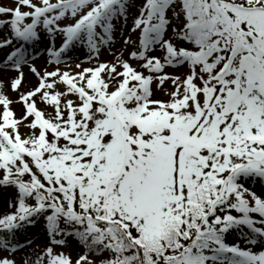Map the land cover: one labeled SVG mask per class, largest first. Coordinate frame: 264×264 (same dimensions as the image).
<instances>
[{"label": "snow or ice", "instance_id": "obj_1", "mask_svg": "<svg viewBox=\"0 0 264 264\" xmlns=\"http://www.w3.org/2000/svg\"><path fill=\"white\" fill-rule=\"evenodd\" d=\"M130 7L0 3V50L10 49L0 66L16 71L19 94L0 80V188L11 190L0 249L30 243L13 238L43 218L34 264H264L253 250L264 248V191L248 186L264 188V0H142L124 59L110 46ZM36 43L57 67L31 65L39 82L21 92ZM77 46L88 55L73 71ZM69 237L83 249L75 259L54 250Z\"/></svg>", "mask_w": 264, "mask_h": 264}, {"label": "rangeland", "instance_id": "obj_2", "mask_svg": "<svg viewBox=\"0 0 264 264\" xmlns=\"http://www.w3.org/2000/svg\"><path fill=\"white\" fill-rule=\"evenodd\" d=\"M15 0H0V3H3L7 6H14ZM142 3V0H130V4L132 7L129 8L128 10V21L126 24L122 25V22L119 21H114L115 24V29H114V41L110 46L111 52H119L123 51V58L124 59H129V53L132 50H135L136 45L133 43H129L125 45L123 43V37L128 36L131 41H136L139 35V30L135 32H129V28L132 25V19L133 16L136 14V7H138ZM3 36H0V39H2ZM10 51V49L6 48L5 50H0V59L3 60L6 56V53ZM29 51L32 54L33 58L29 60L27 64H24L21 66L20 71L23 72L24 78L22 81V85L20 88L21 92H26L28 90H31L33 87H35L38 84V78L37 76L30 71V66L35 65L37 71L41 73V75L44 73L45 70L47 71H52L54 70L57 65L54 63H49V55L44 48L43 43H36L33 44L31 47L29 46ZM78 51V53H77ZM109 48L108 47H102L101 48V55H100V60L101 62L103 61H112L114 59L113 55L109 54ZM39 53V54H37ZM159 54V53H157ZM88 55V50L85 47L82 46H77L74 48L71 52H69L68 56L71 57V59L67 60V64L72 65V70L73 71H78V69H75V64L79 63L81 61H86V57ZM130 63L133 64V66L138 67L139 63L138 61L134 60H129ZM95 61L92 62L94 64ZM83 67H89L92 66L91 64L85 62L82 65ZM61 69H65L66 65L61 64L60 65ZM4 70L10 71L11 73L8 74L7 77H2L0 80L4 82V91L13 101H17L19 99V94L17 92H14L11 90L10 87V79L14 78L17 73L16 71L8 68ZM168 71H175L173 69H168ZM62 87V86H61ZM37 102L39 106L42 109H46L47 111L51 112L52 109L48 108L47 105L41 103L39 101V98H37ZM13 109L17 111V114L19 115L22 112V105L18 103H14L12 105ZM0 111H2V108H0ZM248 186L252 187L253 191H256L257 194H260L261 191H264V188H262L261 182L256 181L254 183H250ZM11 190H5L3 188H0V215L5 214L8 211H11V209L7 208V200L10 198L9 192ZM26 229H30L35 231L34 233H37L36 236L33 238H26L24 239L23 237H18L16 238L14 236L13 242H20L23 243L24 240L30 241V243L26 244L24 247L19 248L17 250L13 251H8L6 249H0V257L7 256L10 259L15 260V264H24L25 260H28V264H34L36 261V257L39 255L40 251L45 247L46 242H47V234L44 226V221L43 218H40L36 220L34 225L27 226L25 227ZM24 228V229H25ZM23 229V230H24ZM22 230V229H21ZM2 234V233H0ZM35 235V234H34ZM234 235V234H233ZM233 235L229 237V240L235 241L236 239L233 238ZM241 244H244L243 241H239ZM54 250L56 251H63L66 254H70L73 259L77 258L78 255L83 254V249L82 246L79 245L78 241H76L74 238L69 237L67 239V243L62 246H54ZM253 250H264V248H259L257 246Z\"/></svg>", "mask_w": 264, "mask_h": 264}, {"label": "bare ground", "instance_id": "obj_3", "mask_svg": "<svg viewBox=\"0 0 264 264\" xmlns=\"http://www.w3.org/2000/svg\"><path fill=\"white\" fill-rule=\"evenodd\" d=\"M11 73L10 71H7V70H4L2 66H0V78L2 77H7L8 74ZM0 199H2V197H0ZM35 231L33 230H30V229H22V230H19L16 234H15V237L18 238V237H23L24 239L26 238H33L34 236L37 235V233H34ZM35 234V235H34Z\"/></svg>", "mask_w": 264, "mask_h": 264}]
</instances>
